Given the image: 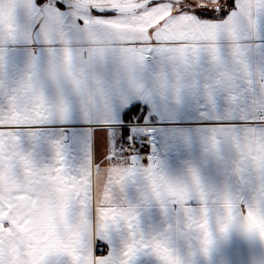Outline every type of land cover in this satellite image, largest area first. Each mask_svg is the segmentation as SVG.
I'll list each match as a JSON object with an SVG mask.
<instances>
[{"label":"snow or ice","instance_id":"6c2138e0","mask_svg":"<svg viewBox=\"0 0 264 264\" xmlns=\"http://www.w3.org/2000/svg\"><path fill=\"white\" fill-rule=\"evenodd\" d=\"M0 264H264V0H0Z\"/></svg>","mask_w":264,"mask_h":264}]
</instances>
